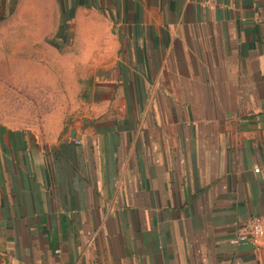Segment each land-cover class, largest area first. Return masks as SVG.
<instances>
[{"label":"crops","instance_id":"obj_1","mask_svg":"<svg viewBox=\"0 0 264 264\" xmlns=\"http://www.w3.org/2000/svg\"><path fill=\"white\" fill-rule=\"evenodd\" d=\"M58 4L106 6L136 43L114 46L129 61L107 106L0 123V264H264L230 242L233 222L264 221V0H17L15 15L46 36Z\"/></svg>","mask_w":264,"mask_h":264},{"label":"rangeland","instance_id":"obj_2","mask_svg":"<svg viewBox=\"0 0 264 264\" xmlns=\"http://www.w3.org/2000/svg\"><path fill=\"white\" fill-rule=\"evenodd\" d=\"M16 4L0 0V123L35 127L57 111L107 106L100 95H108L129 61L114 46L136 43L117 35L119 22L110 19L108 8L84 5L78 16L70 11L74 7L58 4L65 13L52 33L35 36L17 19Z\"/></svg>","mask_w":264,"mask_h":264},{"label":"built area","instance_id":"obj_3","mask_svg":"<svg viewBox=\"0 0 264 264\" xmlns=\"http://www.w3.org/2000/svg\"><path fill=\"white\" fill-rule=\"evenodd\" d=\"M75 142L79 143V140ZM233 224L235 231L230 238L232 244L250 243L255 251H264V221L261 217L254 215L246 221H235Z\"/></svg>","mask_w":264,"mask_h":264}]
</instances>
